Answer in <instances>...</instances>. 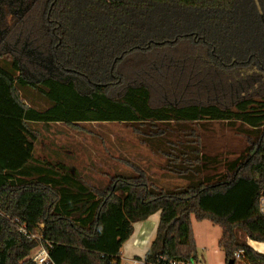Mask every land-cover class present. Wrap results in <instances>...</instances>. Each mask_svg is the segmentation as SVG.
I'll use <instances>...</instances> for the list:
<instances>
[{"label": "trees", "instance_id": "trees-1", "mask_svg": "<svg viewBox=\"0 0 264 264\" xmlns=\"http://www.w3.org/2000/svg\"><path fill=\"white\" fill-rule=\"evenodd\" d=\"M240 66L264 67V0H0V264H33L19 228L53 264H112L155 214L144 264L197 259L192 219L221 229L225 264H264L248 244H264V89L241 92L224 74ZM212 122L248 128L234 160L203 153L194 127ZM82 123L129 124L185 183L136 168L98 190L34 157L32 125Z\"/></svg>", "mask_w": 264, "mask_h": 264}, {"label": "rangeland", "instance_id": "rangeland-1", "mask_svg": "<svg viewBox=\"0 0 264 264\" xmlns=\"http://www.w3.org/2000/svg\"><path fill=\"white\" fill-rule=\"evenodd\" d=\"M247 68L240 66L239 69H227L224 74L227 73L226 76L233 78V81L242 76L246 78L237 80L243 81L239 84L241 92L246 88V92L261 94V89H264V67ZM236 91V87L231 90V98ZM230 97L220 95L212 98L217 103L226 104ZM38 106L42 105L38 104ZM32 126L38 137L34 156L43 160L46 155L52 158L51 151L60 153L59 158L62 162L77 170L81 179L89 187L100 190L110 183L111 177L119 174H133L136 168L144 171L163 188H173L185 183L183 180L165 175L162 169L164 160L153 153L147 143L142 142V138L132 131L129 124L82 123L75 129L63 124ZM194 128L200 138L203 153L211 157L217 156L221 163L234 160L249 144L246 138L248 128L238 123L229 125L212 122L198 124ZM65 151H69V154H65ZM54 158L57 159L53 156L52 159ZM218 169H222V165ZM192 224L198 253L204 260L202 264H222L224 256L217 245L221 237V229L207 221L197 222L192 219ZM137 229V227L134 229L133 235L122 246L121 252L124 259H128V256L135 253L141 257L143 253L132 248L133 239L137 238L138 242L141 240L140 232L137 233L138 236L136 235ZM154 231L155 229L146 249L151 243ZM141 235L144 240L147 234Z\"/></svg>", "mask_w": 264, "mask_h": 264}, {"label": "built area", "instance_id": "built-area-1", "mask_svg": "<svg viewBox=\"0 0 264 264\" xmlns=\"http://www.w3.org/2000/svg\"><path fill=\"white\" fill-rule=\"evenodd\" d=\"M258 207H259V213L264 216V196H261L258 201ZM19 232L26 235L27 239H34L36 238L40 244L39 246L32 251L30 255V260L33 262V264H53L49 257V249L52 248L51 244L49 242H41L40 237H33L26 234L24 228H19ZM149 240V232H147V235L145 236V239L140 241L138 243V239H134L132 241V246L135 248H144L147 244V241ZM253 249V248H252ZM256 252L259 253L257 249H253ZM234 260L239 261L240 260V254L235 253L234 254ZM142 260L137 259L136 257L131 259H124L122 257L119 258L118 261L112 262V264H141ZM203 262L201 260L197 259H190L187 261L183 260H168L165 257H161L156 264H202ZM144 264V263H142Z\"/></svg>", "mask_w": 264, "mask_h": 264}, {"label": "crops", "instance_id": "crops-1", "mask_svg": "<svg viewBox=\"0 0 264 264\" xmlns=\"http://www.w3.org/2000/svg\"><path fill=\"white\" fill-rule=\"evenodd\" d=\"M51 125H53V124H51ZM36 146H35V149H34V152L36 153ZM34 153V154H35ZM50 154H52L54 157H56L57 159H52L53 158V156H52V158L50 159L49 158V156L48 155H46L45 156V160H49V161H52V162H55V163H62V164H64V165H66V166H70V165H68V164H66V163H63L62 162V160H61V158H59L60 156H59V154L58 153H55V151H51L50 152ZM65 154H69V151H65ZM35 157V156H34ZM36 159H38L37 157H35ZM158 217H159V215L157 214H155V215H153L152 217H150L148 220H146V221H144V222H141V223H136V224H134V229L137 227L138 229H137V232H136V235L138 236V234L137 233H139L140 232V235H139V237H140V239L141 240H143V235H141L142 233H145V234H147V232H149V240H150V236L152 235V233H153V230L154 229H156V225H157V222H158ZM192 229H193V224H192ZM193 234H194V232H193ZM136 236V237H137ZM154 236H155V231H154V235H153V238L151 239V241L154 239ZM194 238H195V236H194ZM134 240V239H133ZM140 240V241H141ZM149 240L147 241V244H146V246L144 247V248H135V247H133L132 246V248H133V250H135V251H141V252H143L142 253V255H141V257H140V255L139 254H133L132 256L130 255V256H128L127 258L129 259V258H131V257H136L137 259H143V257H144V254H145V252L147 251V249H146V247H147V245H148V242H149ZM150 241V242H151ZM195 242H196V252H197V258L199 259V260H201L203 263H204V260H203V257H202V255L201 254H199L198 253V249H197V241H196V239H195ZM250 243H253L254 245H255V247L256 248H258L257 250L259 251V253L260 254H264V244H259V243H255V242H249L248 244H249V246L251 247V245H250ZM122 251V250H121ZM138 253V252H137ZM122 256H124L123 255V253L121 252V257ZM224 256V255H223ZM222 264H225V260L223 259V263Z\"/></svg>", "mask_w": 264, "mask_h": 264}, {"label": "bare ground", "instance_id": "bare-ground-1", "mask_svg": "<svg viewBox=\"0 0 264 264\" xmlns=\"http://www.w3.org/2000/svg\"><path fill=\"white\" fill-rule=\"evenodd\" d=\"M138 243H139V242H138ZM250 245H251V247H252L253 249H258V248L255 247V245H254L253 243H250Z\"/></svg>", "mask_w": 264, "mask_h": 264}, {"label": "flooded vegetation", "instance_id": "flooded-vegetation-1", "mask_svg": "<svg viewBox=\"0 0 264 264\" xmlns=\"http://www.w3.org/2000/svg\"><path fill=\"white\" fill-rule=\"evenodd\" d=\"M52 63V62H51ZM47 69H50V70H52V69H54V68H47ZM54 70H57V68L55 67V69ZM67 72V71H66Z\"/></svg>", "mask_w": 264, "mask_h": 264}, {"label": "water", "instance_id": "water-1", "mask_svg": "<svg viewBox=\"0 0 264 264\" xmlns=\"http://www.w3.org/2000/svg\"><path fill=\"white\" fill-rule=\"evenodd\" d=\"M228 264H233V261H232V260H230V261L228 262Z\"/></svg>", "mask_w": 264, "mask_h": 264}]
</instances>
